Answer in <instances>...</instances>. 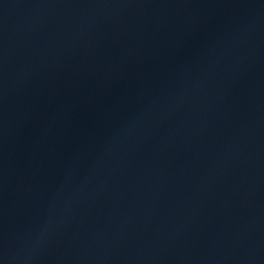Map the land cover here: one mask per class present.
<instances>
[{
  "label": "water",
  "instance_id": "water-1",
  "mask_svg": "<svg viewBox=\"0 0 264 264\" xmlns=\"http://www.w3.org/2000/svg\"><path fill=\"white\" fill-rule=\"evenodd\" d=\"M0 264H264V0H0Z\"/></svg>",
  "mask_w": 264,
  "mask_h": 264
}]
</instances>
